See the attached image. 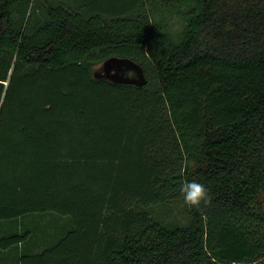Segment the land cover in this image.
<instances>
[{
	"label": "trees",
	"instance_id": "trees-1",
	"mask_svg": "<svg viewBox=\"0 0 264 264\" xmlns=\"http://www.w3.org/2000/svg\"><path fill=\"white\" fill-rule=\"evenodd\" d=\"M112 57L146 83L95 77ZM193 180L211 205L150 215ZM46 211L72 228L40 252L4 232V261L264 260V0H0V221Z\"/></svg>",
	"mask_w": 264,
	"mask_h": 264
},
{
	"label": "rangeland",
	"instance_id": "rangeland-1",
	"mask_svg": "<svg viewBox=\"0 0 264 264\" xmlns=\"http://www.w3.org/2000/svg\"><path fill=\"white\" fill-rule=\"evenodd\" d=\"M160 16H157L159 18ZM161 17L163 20H166L169 25V30L173 35L180 34L182 30V25L180 20L177 17H174L166 12H161ZM33 19H39L38 14H34ZM102 63L96 64L94 70L101 74L99 77H105V72L101 68ZM69 79H71V73L69 71ZM150 215L154 218L167 222L170 224L176 223L179 225H185L188 221V210L187 206L183 202V198H179L174 201L167 203H157L154 204L149 209ZM2 228H0V234L4 233H20L22 228L28 229L29 235L24 240V249H28L33 244L37 249L31 247V251L40 252L46 246L56 244L73 226L72 218L69 214H60L55 211H46V212H29L12 219H3ZM0 221V223H2ZM9 221V222H6ZM7 232V233H6ZM18 245H21L20 243ZM20 247V246H18ZM33 249V250H32ZM10 250V251H9ZM14 249L8 248L4 249L2 253H12ZM3 263L15 264L13 256H10L6 261L5 258L0 257ZM255 264H264V260L259 261Z\"/></svg>",
	"mask_w": 264,
	"mask_h": 264
},
{
	"label": "water",
	"instance_id": "water-1",
	"mask_svg": "<svg viewBox=\"0 0 264 264\" xmlns=\"http://www.w3.org/2000/svg\"><path fill=\"white\" fill-rule=\"evenodd\" d=\"M101 68L106 73L105 78L116 83H132L135 85L146 83L143 69L130 59L112 57L103 61ZM128 71L132 72V75L125 74ZM93 74L95 77L101 76L95 70H93Z\"/></svg>",
	"mask_w": 264,
	"mask_h": 264
},
{
	"label": "clouds",
	"instance_id": "clouds-1",
	"mask_svg": "<svg viewBox=\"0 0 264 264\" xmlns=\"http://www.w3.org/2000/svg\"><path fill=\"white\" fill-rule=\"evenodd\" d=\"M179 191L184 204L190 209L200 210L202 206L207 207L212 203L209 188L195 180L182 182Z\"/></svg>",
	"mask_w": 264,
	"mask_h": 264
},
{
	"label": "flooded vegetation",
	"instance_id": "flooded-vegetation-1",
	"mask_svg": "<svg viewBox=\"0 0 264 264\" xmlns=\"http://www.w3.org/2000/svg\"><path fill=\"white\" fill-rule=\"evenodd\" d=\"M109 74H111V72H109ZM125 74L132 75V72L128 71Z\"/></svg>",
	"mask_w": 264,
	"mask_h": 264
}]
</instances>
